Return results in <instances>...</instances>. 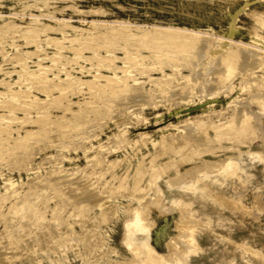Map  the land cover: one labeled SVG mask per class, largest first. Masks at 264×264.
Here are the masks:
<instances>
[{
    "label": "rangeland",
    "instance_id": "obj_1",
    "mask_svg": "<svg viewBox=\"0 0 264 264\" xmlns=\"http://www.w3.org/2000/svg\"><path fill=\"white\" fill-rule=\"evenodd\" d=\"M263 16L264 0H0V264L142 262L137 215L162 264H264ZM230 161L246 171L226 205L212 185L196 198Z\"/></svg>",
    "mask_w": 264,
    "mask_h": 264
},
{
    "label": "bare ground",
    "instance_id": "obj_2",
    "mask_svg": "<svg viewBox=\"0 0 264 264\" xmlns=\"http://www.w3.org/2000/svg\"><path fill=\"white\" fill-rule=\"evenodd\" d=\"M48 2V1H47ZM30 5H31V3H30ZM54 5V4H53ZM168 5V4H167ZM248 6V5H247ZM27 7H29V5L27 6ZM122 8V7H121ZM39 9V8H38ZM55 9V8H54ZM20 10H21V8H20ZM57 10V9H56ZM61 10V9H60ZM75 10V9H74ZM258 11V10H257ZM101 12V11H100ZM106 12V11H105ZM30 13V12H29ZM42 13V12H41ZM260 13V12H259ZM217 15V14H216ZM4 16V15H3ZM3 16H2V18H3ZM253 16V15H252ZM264 17V16H263ZM7 18V17H6ZM5 18V19H6ZM237 18V17H236ZM257 18V17H256ZM4 19V20H5ZM22 19V18H21ZM71 19V18H70ZM129 19V18H128ZM33 20H34V18H33ZM130 20V19H129ZM37 21V20H36ZM56 21V20H55ZM257 21V20H256ZM15 21H13V23H14ZM39 22V21H38ZM259 22V21H258ZM5 23V25H3ZM3 24H1V26L4 28V26H6L7 27V23L8 24H10L9 23V21L8 22H4ZM18 23V22H17ZM16 23V24H17ZM66 23H68V22H66ZM11 24H12V22H11ZM15 24V23H14ZM20 24V23H19ZM23 24V23H22ZM59 24V23H58ZM93 24V23H92ZM96 24H98L99 25V23H96ZM31 25H32V23H31ZM37 25V24H36ZM35 25V26H36ZM40 25V24H39ZM62 25V24H61ZM60 25V26H61ZM64 25L65 24H63V27H64ZM68 25V24H67ZM66 25V26H67ZM69 25H70V23H69ZM68 25V26H69ZM107 25V24H106ZM105 25V26H106ZM109 25V24H108ZM1 26H0V28H1ZM9 26V25H8ZM34 26V25H33ZM33 26L31 27V28H33ZM59 26V25H58ZM57 26V27H58ZM76 26V25H75ZM93 26H95V25H93ZM97 26V25H96ZM102 26H103V24H102ZM110 26V25H109ZM118 26V25H117ZM10 27H11V25H10ZM13 27V26H12ZM11 27V28H12ZM17 27V26H16ZM37 27V26H36ZM45 27V26H44ZM51 27V26H50ZM56 27V28H57ZM69 27H71V25L69 26ZM90 27V26H89ZM88 27V28H89ZM115 27V26H114ZM119 28H120V25L118 26ZM18 28V27H17ZM30 28V27H29ZM54 28H55V26H54ZM60 27H58L57 28V30L59 31H61L62 29V27L59 29ZM82 28V27H81ZM117 28V27H116ZM123 28V27H122ZM125 29H127L126 27H124ZM123 28V30H125ZM130 28V27H129ZM2 29V28H1ZM25 29V28H24ZM45 29V28H44ZM47 29V28H46ZM48 29H50V28H48ZM64 29V28H63ZM98 28L96 27V29H95V27L93 28V30H97ZM131 29V28H130ZM129 29V30H130ZM137 29H139V27L137 28ZM141 29V28H140ZM139 29V30H140ZM154 29H156V28H154ZM154 29H150V30H154ZM171 29V28H170ZM170 29H168V30H170ZM177 29V28H176ZM27 30V29H26ZM29 30V29H28ZM35 30V29H34ZM43 30V29H42ZM52 30V29H51ZM56 30V31H57ZM77 30V29H76ZM83 31L84 30H86V29H82ZM93 30H91V31H93ZM104 30V29H103ZM103 30H101V32L103 31ZM116 31V30H118L119 31V29L117 28V29H112V30H110L111 32H110V34L111 33H116L117 34V32H114V31ZM120 30H121V28H120ZM141 30H144V29H141ZM147 30V29H146ZM150 30H148V36L145 34L144 35V37L146 38V39H148L147 37H149L150 36ZM39 31V30H38ZM45 31V30H44ZM74 31V30H73ZM81 31V30H80ZM83 31H81V32H83ZM89 31V30H88ZM98 31V30H97ZM113 31V32H112ZM122 31V30H121ZM120 31V32H121ZM128 31V30H127ZM133 31V30H132ZM134 31H136V30H134ZM158 32L160 31V35L162 36L163 34H165V32L164 31H167V29H165L164 28V31H162V32H164L163 34L161 33V28H159V30H157ZM171 31V30H170ZM170 31H168V32H166V33H170ZM189 31V30H188ZM4 32H6V31H4ZM20 32H22V31H20ZM42 32V31H41ZM76 32V31H75ZM105 32V31H104ZM107 32V31H106ZM105 32V33H106ZM146 32V31H145ZM156 32V31H155ZM155 32H153V33H155ZM183 32V31H182ZM181 31H177L176 33H182ZM184 32H186V34H187V36H188V38L189 37H191V36H189V34L187 33V31H184ZM183 32V33H184ZM30 33H31V31H30ZM34 33H36V32H34ZM65 33V32H64ZM68 32L66 31V33L65 34H67ZM88 33V32H87ZM90 33V32H89ZM122 33H125V32H121V36H123L124 34H122ZM131 33V31H129L128 32V34H130ZM133 33V35L134 34H136L137 35V33H134V32H132ZM147 33V32H146ZM173 33V32H172ZM171 33V34H172ZM176 33L174 34L173 33V36L175 35V36H177L176 35ZM18 34V33H17ZM24 33H22V35H23ZM80 34H82V33H80ZM99 34H101V35H103V33H99ZM109 33H107V35H108ZM126 34V33H125ZM128 34L126 35L127 37H128ZM139 34V33H138ZM152 34V33H151ZM159 33H157L156 34V36L158 35ZM167 34V35H168ZM192 35H193V37H195L194 36V34L193 33H191ZM190 34V35H191ZM257 34V33H256ZM11 35V34H10ZM32 35H34V34H32ZM77 35H79V34H77ZM83 35V34H82ZM87 35H89V34H86V35H84V36H86L87 37ZM93 35H95L94 33H93ZM93 35H89L90 36V38L92 39V36ZM97 35H98V33H97ZM96 35V36H97ZM106 34L105 35H103V36H107ZM112 35V34H111ZM119 35V34H118ZM154 34H152L151 36H153ZM166 35V34H165ZM167 35H166V37H167ZM170 35V34H169ZM180 35H182V34H179V37H180ZM202 35V34H201ZM258 35V34H257ZM1 36V35H0ZM81 36V35H80ZM88 36V37H89ZM96 36H95V39H98V38H96ZM102 36V37H103ZM109 37H110V35H108ZM108 36L106 37V39L108 38ZM113 36H114V34H113ZM120 36V35H119ZM132 35L130 34L129 35V37H131ZM135 36V35H134ZM141 36V35H140ZM161 36H159L160 37V39H158L159 40V42H160V40L162 39L161 38ZM173 36H168L170 39L173 37ZM185 36V42H186V40L188 39V38H186L187 36L186 35H184ZM197 38H198V33H197ZM203 36V35H202ZM20 37V36H19ZM24 37V36H23ZM49 37V36H48ZM52 37V36H51ZM73 37H75V36H73ZM78 37V36H77ZM97 37H100L99 35L97 36ZM114 37H116V36H114ZM123 37H125V36H123ZM158 37V36H157ZM165 36H163V40L164 39H166V38H164ZM193 37H191V39L190 40H192L193 39ZM17 38V37H16ZM25 38H26V36H25ZM111 38V37H110ZM113 38V37H112ZM141 38H143V37H141ZM153 38H154V36H153ZM181 38V37H180ZM196 38V37H195ZM194 38V39H195ZM48 39V38H47ZM63 39V38H62ZM105 39V38H104ZM115 39H117V38H115ZM135 39V38H134ZM146 39H143V41H147ZM156 38H154V39H151L150 38V40H152V42H154L153 40H155ZM173 39V38H172ZM171 39V40H172ZM175 39V38H174ZM183 39V36H182V38L180 39V40H182ZM193 39V40H194ZM205 39V38H204ZM231 39V38H230ZM35 40V39H34ZM84 40H85V38H84ZM93 40H94V37H93ZM139 40H142V39H139ZM149 40V39H148ZM192 40V42H194ZM199 40V39H198ZM198 40H197V42H198ZM234 40V39H233ZM232 40V41H233ZM4 41V40H3ZM57 41V40H56ZM100 41V40H99ZM102 41V40H101ZM110 41V40H109ZM132 41V40H131ZM166 41V40H165ZM173 42H170V40H169V44H170V46H171V44L172 43H174V41L175 40H172ZM182 41H184V39L182 40ZM188 41V40H187ZM29 42L30 41H28V44H29ZM48 42V41H47ZM114 42V41H113ZM112 42V43H113ZM155 42H157L156 40H155ZM158 42V43H159ZM167 43H168V39H167V41H166ZM166 42H165V44L164 43H162V44H164V45H166ZM176 42V41H175ZM190 42V41H189ZM188 42V43H189ZM200 42V41H199ZM206 42V41H205ZM226 42H228V41H225L223 44H226ZM230 42V41H229ZM227 43V44H230V43H232L231 45H233L234 43L233 42H230V43ZM238 42L241 44V42L238 40ZM32 43V42H31ZM49 43H51V41L49 42ZM53 43V42H52ZM58 43V42H57ZM101 43V42H100ZM180 43H184V42H181L180 41ZM196 43V42H195ZM218 43V42H217ZM222 43V42H221ZM221 43H218L219 44V48H220V45H221ZM56 44V43H55ZM149 44V43H148ZM174 44H178L179 45V43H178V40H177V43H174ZM187 44V43H186ZM211 44V43H210ZM213 44V43H212ZM237 44V43H236ZM235 44V45H236ZM39 45V44H38ZM131 45V44H130ZM173 45V44H172ZM176 45H173V46H176ZM184 45V44H183ZM183 45H182V47H183ZM193 45V44H192ZM196 45H198V44H196ZM15 46H17V45H15ZM59 46H61V45H59ZM91 46V45H90ZM159 46V45H158ZM167 46V45H166ZM169 46V45H168ZM190 46V45H189ZM188 46V47H189ZM212 46V45H211ZM237 46V45H236ZM241 46V45H240ZM4 47V46H3ZM20 47V46H19ZM22 47V46H21ZM103 47V46H102ZM130 47V46H129ZM139 47V46H138ZM178 47V46H177ZM181 47V46H180ZM210 47V46H209ZM216 47V46H215ZM222 47H223V45H222ZM221 47V48H222ZM254 47H256V45L254 46ZM5 48V47H4ZM64 48V47H63ZM82 48H84V47H82ZM81 48V49H82ZM104 48V47H103ZM173 48V47H172ZM179 48V47H178ZM224 48H226V46L224 47ZM244 48V47H243ZM249 48V47H248ZM166 49V48H165ZM168 49V48H167ZM171 49V48H170ZM182 49H184V48H182ZM230 49H232V48H230ZM236 48H234V50H235ZM238 49V48H237ZM239 49H240V47H239ZM238 49V50H239ZM251 49H252V47H251ZM256 49V48H255ZM21 50V49H20ZM35 50H37V49H35ZM73 50V49H72ZM109 50V49H108ZM117 50V49H116ZM160 50V49H159ZM179 50H181V49H179ZM179 50H177L176 51V53L179 51ZM222 50V49H221ZM225 50V49H224ZM40 51V50H39ZM110 51H113L112 49L110 50ZM174 51V50H173ZM210 51V50H209ZM228 51V50H227ZM232 52H233V50H231ZM250 51V50H249ZM7 52V51H6ZM17 52V51H16ZM20 52V51H19ZM18 52V53H19ZM24 52H25V50H24ZM33 52V51H32ZM37 52V51H36ZM171 52V51H170ZM184 52V51H183ZM211 52V51H210ZM235 52V51H234ZM39 53V52H38ZM78 53V52H77ZM169 53V52H168ZM47 54V53H46ZM167 54V53H166ZM170 54V53H169ZM172 54V53H171ZM181 54V53H180ZM222 54V53H221ZM225 54H227V53H225ZM235 54H236V52H235ZM235 54H232V55H235ZM24 55V54H23ZM37 55V54H36ZM49 55V54H48ZM117 55V54H116ZM192 55V54H191ZM230 55V54H229ZM253 55V54H252ZM27 56V55H26ZM168 56V55H167ZM213 56V55H212ZM236 56V55H235ZM9 57V56H8ZM7 57V58H8ZM29 57V56H28ZM51 57V56H50ZM146 57V56H145ZM229 57H231V56H229ZM234 57V56H233ZM237 57V56H236ZM6 58V59H7ZM13 58V57H12ZM53 58V57H52ZM235 58V57H234ZM121 59H122V57H121ZM123 59H124V57H123ZM126 59V58H125ZM236 59H238V58H236ZM253 59V58H252ZM9 60V59H8ZM114 60V59H113ZM135 60V59H134ZM128 61H130V60H128ZM223 61H225L224 59H223ZM227 61V60H226ZM234 61V60H233ZM232 61V62H233ZM133 62V61H132ZM179 62V61H178ZM209 62V61H208ZM239 62V61H238ZM241 62V61H240ZM106 63V62H105ZM156 63V62H155ZM171 63H173V61L171 62ZM181 63V62H180ZM234 63V62H233ZM236 63V62H235ZM109 64V63H108ZM134 64V63H133ZM112 65V64H111ZM110 65V66H111ZM162 65V64H161ZM114 66V65H113ZM163 66V65H162ZM225 66H226V64H225ZM228 66H230V65H228ZM234 66V65H233ZM245 66V65H244ZM128 67V66H127ZM38 69V68H37ZM41 69V68H40ZM50 69V68H49ZM124 69V68H123ZM195 69V68H194ZM207 69H209V68H207ZM231 69V68H230ZM42 70H44V69H42ZM202 70V69H201ZM22 71V70H21ZM46 72H47V70H46ZM220 72V71H219ZM42 75V74H41ZM192 75V74H191ZM210 75V74H209ZM212 75V74H211ZM223 76H224V74H222ZM184 76V75H183ZM227 76V75H226ZM262 76V75H261ZM42 77V76H41ZM250 78V77H249ZM160 79V78H159ZM176 79V78H175ZM157 80V79H156ZM158 81V80H157ZM57 82V81H56ZM260 82V81H259ZM8 84V83H7ZM53 84V83H52ZM61 84V83H60ZM66 84V83H65ZM113 84V83H112ZM205 84V83H204ZM226 84H228V83H226ZM230 84V83H229ZM249 84V83H248ZM261 84V83H260ZM59 85V84H58ZM57 85V86H58ZM69 85V84H68ZM88 85V84H87ZM174 85V84H173ZM176 85V84H175ZM262 85V84H261ZM50 86V85H49ZM52 86V85H51ZM93 86V85H92ZM243 86V85H242ZM48 87V86H47ZM59 87V86H58ZM230 87V86H229ZM55 88V87H54ZM164 88V87H163ZM19 89V88H18ZM63 89V88H62ZM98 89V88H97ZM162 89V88H161ZM204 89V88H203ZM262 89V88H261ZM44 90V89H43ZM46 90V89H45ZM164 90V89H163ZM47 91V90H46ZM202 91V90H201ZM44 92V91H43ZM180 94V93H179ZM168 95V94H167ZM177 95V94H176ZM22 96V95H21ZM207 96V95H206ZM29 97V96H28ZM173 98V97H172ZM38 99V98H37ZM30 100V99H29ZM69 100V99H68ZM35 101H36V99H35ZM84 101V100H83ZM137 103V102H136ZM37 107V106H36ZM130 107V106H129ZM5 108V107H4ZM7 108V107H6ZM38 108V107H37ZM141 108V107H140ZM15 109V108H14ZM132 109V108H131ZM130 109V110H131ZM40 110V109H39ZM132 111V110H131ZM134 111V110H133ZM136 111V110H135ZM139 111V110H138ZM42 112V111H41ZM5 113V112H4ZM1 115V114H0ZM43 116V115H42ZM48 116V115H47ZM131 116V115H130ZM37 117V116H36ZM41 118V117H40ZM35 119V118H34ZM33 119V120H34ZM44 119V118H43ZM242 119V118H241ZM40 120V119H39ZM42 121V120H41ZM7 122V121H6ZM33 122H35V121H33ZM38 122V121H37ZM43 122V121H42ZM46 124V123H45ZM217 126V125H216ZM232 127H233V125H232ZM244 127V126H243ZM246 127V126H245ZM189 128V127H188ZM241 128V127H240ZM239 128V129H240ZM242 129V128H241ZM237 130V129H236ZM187 131V130H186ZM208 132V131H207ZM224 132V131H223ZM224 134V133H223ZM242 134V133H241ZM245 135H247V134H245ZM217 136V135H216ZM219 136V135H218ZM26 137V136H25ZM24 138V137H23ZM206 138V137H205ZM23 140V139H22ZM25 140V139H24ZM24 142V141H23ZM22 142V143H23ZM201 142V141H200ZM201 155V154H200ZM197 156V155H196ZM214 161V160H213ZM218 161V160H217ZM222 162V161H221ZM232 161H230L225 167H223V168H221L216 174H214V176H212L211 178H209V179H207L206 181H205V183H208V184H205L204 182H200V183H202V184H200V186H197V188H195V189H197V193H196V198H198V199H202L203 197H205L206 199H207V197H206V189H210V188H208L209 186H214V188H215V190H216V188H217V190H216V192L214 193L215 194V197H219V198H221V202L220 201H215V202H218L219 204H217V206H225L226 205V203L224 202V191H223V189H221V191H219L218 189L219 188H221L224 184H227V182H229L230 181V177H231V175L232 174H234L235 173V168H237L238 170L240 169V170H243V171H246V165H244V164H242V163H240V161H238V163L236 164V167H234L233 165H232ZM150 167V166H149ZM220 167H221V165H220ZM145 169V168H144ZM213 169V168H212ZM166 170V169H165ZM162 172V171H161ZM155 173H156V171H155ZM160 173V172H159ZM201 174H202V172H201ZM245 174V173H244ZM172 182V181H171ZM197 182V181H196ZM177 183V182H176ZM175 183V184H176ZM191 190V189H190ZM195 191V190H194ZM196 192V191H195ZM194 194V193H193ZM213 194V193H212ZM212 194H211V196H212ZM141 196H143V195H141ZM140 196V197H141ZM174 196H175V194L174 193H168L167 194V198L170 200V199H173L174 198ZM101 198V197H100ZM103 198V197H102ZM95 201V200H94ZM203 201V200H202ZM201 201V202H202ZM154 202V201H153ZM144 203V202H143ZM147 203V202H146ZM149 204H151V203H149ZM145 205V204H144ZM201 205H203L204 206V204L202 203ZM146 206V205H145ZM212 206H214V205H212ZM217 206H214V207H212L211 209H214V210H216V208H217ZM150 208V207H149ZM221 210V209H220ZM236 210V209H235ZM219 211V210H218ZM138 212V211H137ZM236 213V212H235ZM239 213V212H238ZM133 214H135V213H133ZM239 215V220L241 219V222H243L244 223V218H243V214L242 213H240V214H238ZM142 217V216H141ZM246 218V217H245ZM238 219V218H237ZM243 219V220H242ZM248 219V218H247ZM130 220H132V219H130ZM144 220V219H143ZM237 222V221H236ZM146 223V222H145ZM200 223V222H199ZM246 223V222H245ZM251 223V222H250ZM177 224V223H176ZM179 224V226H183L181 223H178ZM177 224V225H178ZM147 225H149V223H146V225L145 224H142L141 223V219H140V216L139 215H137L134 219H133V221L132 222H128V224H127V226H128V228H129V236H127V244L128 245H135L136 247V249L137 250H139V252H138V254H139V256H140V258H141V261L142 262H139V258H136V264H155L154 263V261H156L158 264H162V263H164V261H166L165 259L168 257H166L165 258V256L162 254V253H160L159 251H157L156 250V248H155V246H154V244L151 242V239L153 238V234L151 233V231L152 230H150L149 228H148V226ZM201 225V224H200ZM251 225V224H250ZM150 226V225H149ZM167 226H168V224L166 225H163L162 227H160V228H158V229H156L155 230V237H154V240L156 241V243L157 244H162L163 242V240H164V238L167 236V234L169 233V229L167 228ZM188 226V224L186 225V227ZM188 227H190V229H191V227H192V225L191 226H188ZM152 228V227H151ZM181 228V227H180ZM254 228H256V227H254ZM258 229V228H257ZM188 230V229H187ZM259 230V229H258ZM190 231L191 230H189V232L188 233H190ZM261 231V230H260ZM261 233V232H260ZM251 234H253V235H255V236H257L258 235V231H256V230H254V229H252L251 230ZM259 235H261V237L259 236ZM258 236L260 237V238H258L259 240H260V242H262V243H264V235H262V234H259ZM208 236V235H207ZM246 237H247V235H246ZM250 237V236H249ZM174 238H176V237H174ZM254 238V237H253ZM257 238V237H256ZM257 239V240H258ZM191 241L194 243V246H198L197 244H198V238L196 239L195 237H191ZM8 242V241H7ZM174 242H176V239H175V241ZM179 242V241H178ZM219 242V241H218ZM232 242V241H231ZM233 242H234V240H233ZM1 243V242H0ZM180 243V242H179ZM221 243H222V241H221ZM227 243V242H226ZM250 243V242H249ZM7 244V243H6ZM11 244V243H10ZM209 244V243H208ZM170 245V244H169ZM174 245V244H173ZM176 246H178L177 244H175ZM190 245V244H189ZM223 245V244H222ZM259 245V244H258ZM261 245V244H260ZM264 245V244H263ZM10 246V245H9ZM191 246V245H190ZM227 246V245H226ZM169 247V246H168ZM199 247V246H198ZM208 247V246H207ZM210 247V246H209ZM171 248V247H170ZM173 248V247H172ZM181 248L183 249V247L181 246ZM232 248V247H231ZM173 249H175V248H173ZM186 249V248H185ZM214 249V248H213ZM2 250V249H1ZM180 250V249H179ZM184 250V249H183ZM187 250H188V247H187ZM196 250V249H195ZM197 250H199L198 248H197ZM222 250V249H221ZM225 250V249H224ZM233 250V249H232ZM246 249L244 248V251H245ZM177 253H178V248H177ZM175 250H173L172 252L174 253V252H176ZM185 251V250H184ZM190 251V250H189ZM227 251V250H226ZM231 251V250H230ZM221 252V251H220ZM245 252H247V251H245ZM184 254L183 252H180V253H178V254H180V255H182V254ZM221 253H223V251L221 252ZM237 253H239V252H237ZM261 253V252H260ZM2 254V253H1ZM219 254V253H218ZM235 254V253H234ZM233 254V255H234ZM243 254V253H242ZM179 255V256H180ZM240 255H241V253H240ZM248 255V254H247ZM251 255V254H250ZM1 256V255H0ZM171 256V255H170ZM186 256V255H185ZM184 256V257H185ZM212 256V255H211ZM223 256V255H222ZM225 256V255H224ZM3 257V256H2ZM1 257V258H2ZM174 256H172V258H173ZM183 257V256H182ZM187 257V256H186ZM185 257V258H186ZM215 257V256H214ZM218 257V256H217ZM220 258H221V256H219ZM242 257V256H241ZM8 258H10V257H8ZM58 258V257H57ZM176 258V257H175ZM185 258H183V261L185 260ZM211 258V257H210ZM230 258V257H229ZM231 258H233V256L231 257ZM256 258V257H255ZM3 259H5V258H3ZM174 259V258H173ZM233 259H235V258H233ZM239 259V258H238ZM132 260H134V259H132ZM167 260H170V258H168ZM182 260V259H181ZM181 260L180 259H178V258H176V261L175 260H173V261H175L176 262V264H180V263H182L181 262ZM213 260V259H212ZM218 260H219V258H218ZM232 260V259H231ZM230 260V261H231ZM246 260V259H245ZM253 260V259H252ZM257 260V259H256ZM5 261V260H4ZM172 261V260H171ZM186 261V260H185ZM229 261V260H228ZM2 262V261H1ZM9 262V261H8ZM133 262V261H132ZM261 262H263V261H261ZM200 263V262H199ZM227 263V262H226ZM230 263V262H229ZM234 263V262H233ZM233 263H231V264H233ZM250 263V262H249ZM3 264V263H2ZM11 264V263H10ZM134 264V263H133ZM209 264V263H208ZM219 264H222V263H219Z\"/></svg>",
    "mask_w": 264,
    "mask_h": 264
}]
</instances>
